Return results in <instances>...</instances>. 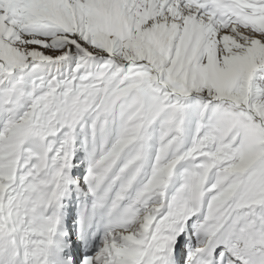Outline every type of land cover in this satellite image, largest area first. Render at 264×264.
<instances>
[{"label":"snow or ice","instance_id":"1","mask_svg":"<svg viewBox=\"0 0 264 264\" xmlns=\"http://www.w3.org/2000/svg\"><path fill=\"white\" fill-rule=\"evenodd\" d=\"M0 264H264V0H0Z\"/></svg>","mask_w":264,"mask_h":264}]
</instances>
